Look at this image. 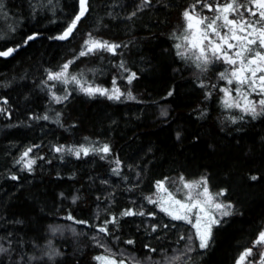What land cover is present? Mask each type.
I'll list each match as a JSON object with an SVG mask.
<instances>
[{
    "label": "trees",
    "instance_id": "1",
    "mask_svg": "<svg viewBox=\"0 0 264 264\" xmlns=\"http://www.w3.org/2000/svg\"><path fill=\"white\" fill-rule=\"evenodd\" d=\"M229 2L203 0L213 7ZM235 5L244 19H257L245 11H259L250 0ZM86 6L61 40L80 0H0V52L14 49L0 56V264H134L130 258L235 264L246 249L252 255L245 263L257 262L264 113L254 118L225 108L216 70L197 73L177 48L184 12L206 8L198 0H87ZM90 38L119 47L80 56ZM69 61L68 70L88 83L115 85L133 98L71 91L53 104L49 74ZM86 141L109 151L54 150ZM27 148L36 157L31 170L16 162ZM179 176L204 177L230 206L205 248L191 239L189 224L149 202L158 181ZM128 210L143 215H122Z\"/></svg>",
    "mask_w": 264,
    "mask_h": 264
},
{
    "label": "snow or ice",
    "instance_id": "2",
    "mask_svg": "<svg viewBox=\"0 0 264 264\" xmlns=\"http://www.w3.org/2000/svg\"><path fill=\"white\" fill-rule=\"evenodd\" d=\"M147 2V0H146ZM252 4H254L259 11H253L251 8L246 9L245 11L248 12L249 16L251 17H257L255 21L250 19H244L243 14L239 13L237 11V6L235 5V0H232V2L226 3L224 5H216L213 7L212 4L209 3H203V0H198V3H201L203 7H206L209 9V11H215L217 14L213 18L209 19L208 17H200L197 19V25H202L203 30L200 34V39L195 40L193 43H191V47L197 48L200 52V57L198 59L203 58L204 62L207 63V56L206 52L211 51L213 54L220 53L223 56V59L231 64V65H238V68L234 70L231 75L236 79V82L238 85H247L248 88L251 89L252 92H257L256 85V79H257V72L262 73L259 75L258 80L260 81V88L259 93L260 95L264 96V68H261L259 64H257V60H259L261 63H264V51H256L252 52V45H257L260 49H264V0H250ZM85 4L86 0H80L81 10L79 15L75 17L72 24L65 30V32L58 37V39H66L72 32L73 29L76 27L77 22L81 19V17L85 14ZM195 8V6H193ZM230 13H236L237 15L241 16V19L237 21L236 19H230L229 15ZM223 14V15H221ZM184 17L191 21L193 17L190 15V12L186 10L184 12ZM223 20V24H218L217 22ZM189 29H192L193 25L189 23L188 25ZM226 28L228 31L224 34H221L220 29ZM239 33V34H238ZM230 34V35H229ZM215 36L218 38V42L214 40L212 37ZM34 37H28L29 40L33 39ZM185 39L187 40L188 37L186 36ZM205 41L207 42L205 44ZM232 41H235L236 43H233ZM85 50H82L80 52V56H85L90 53H93L98 50H107L110 52H115V49L119 47V45L110 44L107 41H99L90 38L89 40H86L85 42ZM226 46V47H225ZM180 45H177V48H179ZM233 49H236L234 53L231 51ZM14 49L9 48L7 51L0 52V56H8L10 55ZM248 54V55H246ZM249 56H252L253 58H249ZM72 61H69L68 63L63 65V68L61 72L59 73H50L49 79L50 80H59L62 79L66 73L67 69L69 67V64H71ZM252 66H255L254 68ZM121 67H123V64H121ZM248 72L249 75H245L244 73ZM221 76L223 77L224 74L221 73ZM135 78V73H132L128 77V82L131 83L132 79ZM73 81L76 80L75 77H72ZM115 84V81H113ZM228 83L231 84L232 80L229 79ZM86 91L89 95H94L95 93L99 92L102 95L107 94V90L100 89V88H87L83 89ZM225 91V95L230 96V92L228 90ZM115 92L117 94L110 95L109 99H119L120 96L118 94L119 90L115 89ZM171 95V93H169ZM237 95L241 96L242 99L245 101V107L243 108V111L250 112L253 117L255 118L256 115L260 114L257 113L256 110V103L248 99L246 95H243V93L240 92L239 89H237ZM66 98V97H65ZM61 98H57L59 101ZM225 104L227 107H240L239 102L236 103H228L227 100H225ZM258 104L261 107V112L264 113V99H260L258 101ZM47 119V117H45ZM61 149H57V151H60ZM84 154H88L87 149H82ZM103 152H108L109 148L107 145H105L102 149H100ZM31 149H28L24 153V156L28 155V152H30ZM77 155L80 154L79 151L76 152ZM34 163V161L28 162L29 169L31 168V164ZM252 179H256V177H252ZM181 181L183 182V188L188 189L189 191L185 195L184 199L188 203H182L181 200L175 199V196L172 192H169L167 188L164 187V181H158L157 182V189H163V191L167 194L169 197V200L172 204L177 206V214H174L173 212H170L168 208L161 207L162 211H165L168 215L172 217L174 220H185L189 223L191 221L188 218V214L192 212L193 208H200L201 207V199L199 198H206L203 200V203L205 204H212L214 197L211 193H209V190L207 188V180L203 179L202 181L198 182H184V178L181 177ZM203 184V191L202 192H196L195 196L193 195V189H198ZM217 196L223 195V191L220 193L215 194ZM150 203H157V201L151 200L149 198ZM215 209L221 210L225 209L228 206H225L220 203H214L213 205ZM179 210H184V214H178ZM143 215V213H133L131 210L125 211L122 213V215ZM230 213L228 211H223L222 215L227 216ZM199 216H197V221H199ZM211 223L215 224L218 223L216 220H212ZM195 227V225H194ZM101 232H107V229L105 227L100 228ZM208 238H210V230L206 235H200V247L205 248L208 244ZM181 239H184V237H181ZM127 243L132 244L133 241H127ZM264 244V231L260 232L257 240L254 241L255 245H261ZM0 251H4L3 248H0ZM152 251H155L154 249ZM252 255V249H246L244 253L241 254L239 260L237 261V264H241L242 261L246 259V257ZM261 260L260 264H264V253H261ZM96 259H104L102 257H96ZM174 259H179V257H174ZM109 264H116L114 260L109 261ZM120 264H123V261L120 262Z\"/></svg>",
    "mask_w": 264,
    "mask_h": 264
},
{
    "label": "rangeland",
    "instance_id": "3",
    "mask_svg": "<svg viewBox=\"0 0 264 264\" xmlns=\"http://www.w3.org/2000/svg\"><path fill=\"white\" fill-rule=\"evenodd\" d=\"M188 11L190 12V15L193 17V19L191 21H189L184 17V20H185L184 28L181 31V33L178 37V41H177V45H180V47H179L180 54L189 58L190 60H192V62L194 64V68H195L197 73L207 72V70L211 67L216 70V76H217L216 78H218V79L220 78L222 80V85L220 88L221 100H222V103H223L225 108H235V109H237L243 113L251 114L250 112L243 111V108L245 107V101L242 99L241 96L237 95V89H239L240 92L243 93V95H246L248 97L249 100H251L253 102H257L256 103V110H257V113H259L261 111V107L258 104V101L260 99H264V96L260 95V93H259L260 81L258 80V77L262 73L257 72V79H256V85H255L257 87V92H252L251 89L248 88L247 85L241 86V85L237 84L236 79L234 77H232L231 73L238 68V65H231V64L227 63L223 59L222 54H220V53L213 54V52L207 51L206 52L207 63L204 62L203 58L198 59V57H200L199 50L197 48H193L190 46L191 43H193L195 40L200 39V34H201V31L203 30L202 25H197V19L200 17H208L209 19H211L220 13H216L215 11H209L208 8H206L205 12L200 11L198 9H194V8H192ZM253 11H257V10L254 9ZM221 15H223V14H221ZM253 18H257V17H253ZM230 19H233V18H230ZM234 19H236L237 21L240 20V18L239 19L234 18ZM189 23H191L193 25L192 29H189V27H188ZM217 23L223 24V20H220ZM220 31H221V34H224L228 31V29L221 28ZM186 36L188 37L187 40L185 39ZM212 38L218 42L217 37L213 36ZM86 40H89V39H85V41ZM232 42L236 43L235 41H232ZM206 43L207 42L205 41V44ZM85 47L86 46L84 43L83 50H85ZM251 47H252L253 53L256 51H260L259 47L257 45H252ZM235 50L236 49H233L231 51L234 53ZM246 55H248V54H246ZM249 58H253V57L249 56ZM257 64H259V66L261 68H264V63H261L259 60H257ZM252 67L254 68L255 66H252ZM62 68L56 72H53V73L61 72ZM221 73L224 74L223 77L221 76ZM244 74L250 76V73H248V72H245ZM72 77H75L76 80L73 81ZM229 79L232 80L231 84L228 83ZM51 81H52V83L49 85V97H50V101L53 104H55L56 102H60V101L64 100L65 97L68 95V93L71 91H80V92H83V93L89 95L86 91L83 90V89H87L89 87L107 90L106 95H102L99 92L95 93L94 95H100V96H105V97L109 98L110 95L117 94L115 92V89H118L119 90L118 94H119L120 98L114 99V100H120V99L128 100V99L133 98V96L131 94H129L127 92H122L115 85H112L110 87H104V86H100V85L90 84L85 80L82 73L70 72L68 69H67L66 75L62 79L51 80ZM225 89L228 90V92H230V96L226 97L225 91H223ZM58 97L61 98L59 101L57 100ZM225 100H227L228 103L239 102L240 107H235V106L227 107L225 104ZM104 146H105L104 144H100L99 142H96V141H86V143H82L80 145H61L58 147H54V150L56 152H58L59 154H71L74 156H78L76 154L77 151L80 152L79 155H85L82 149H87L88 153H91V152L104 153L103 151L100 150ZM58 148L61 150L57 151ZM28 149H31V148L25 149L20 154V156L18 157V159L16 161L20 165V167L24 170H31V168L34 166L35 161H36V157L32 153V150L30 152H28L27 156H24V153L26 151H28ZM29 161H34V163L31 164L30 169L28 167ZM181 177L182 176L173 177V178L160 180V181L165 182L164 187L167 188L169 192H172L174 194L175 199L181 200L182 203H188L184 199V197L189 190L183 188V182L181 181ZM203 179H205V178L199 177V178L190 179V180L184 179V182H198V181H202ZM206 186L209 190V193H211L214 197L213 203L212 204H205V203H203V200L206 198H199L202 201L201 207L200 208H193L192 212L188 214V218L191 221V223H189L185 220H180V221H183V222L189 224V226L193 229V232H192L193 236L191 237V239H195L199 245H200V235H202V234L206 235L210 230V236H211V231H212L213 226L218 224V223L213 224V223H211V221L216 220V221L220 222L221 219L223 217H225L224 215H222V212L223 211H228V212L230 211V206L227 203L221 201L217 195L213 194L210 191L208 184ZM203 187L204 186L202 184L200 188L193 189L192 190L193 195L195 196L196 192H202ZM151 200L157 201V203H154V204L157 207V209H159L160 211H162L161 207L163 206V207L168 208V210L170 212L177 214V206H175L174 204H172L170 202L169 197L163 191V189H160V190L157 189V184H156L154 193L151 195ZM214 203H220V204H223V205L228 206V207H226L225 209L217 210L213 206ZM162 212H164L166 215H168L165 211H162ZM178 214H184V210H179ZM168 216H170V215H168ZM197 216H199V218H200L199 221H197ZM194 225H195V227H194ZM209 239L210 238H208V241H209ZM261 251H262V253H264V244H261ZM182 256H183V253H182ZM175 257H177V256H175ZM239 258H238V260H239ZM174 260L175 259L173 257L172 261H174ZM260 260H261V255L258 258L257 262H255V263L249 262L248 264H260ZM245 261H246V259L244 261H242L241 264H246ZM130 262H132L134 264L135 263H137V264H151V262H147V261H143V260H137V259H131V258H130ZM235 264H237V262Z\"/></svg>",
    "mask_w": 264,
    "mask_h": 264
},
{
    "label": "water",
    "instance_id": "4",
    "mask_svg": "<svg viewBox=\"0 0 264 264\" xmlns=\"http://www.w3.org/2000/svg\"><path fill=\"white\" fill-rule=\"evenodd\" d=\"M86 2H87V0H86ZM84 7H85V9H87V6H86V4H85V6H84Z\"/></svg>",
    "mask_w": 264,
    "mask_h": 264
}]
</instances>
